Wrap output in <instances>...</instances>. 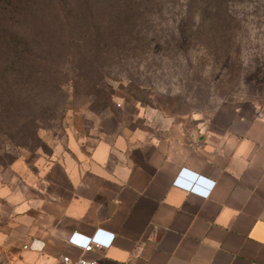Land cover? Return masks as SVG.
I'll return each mask as SVG.
<instances>
[{
    "label": "crops",
    "instance_id": "obj_1",
    "mask_svg": "<svg viewBox=\"0 0 264 264\" xmlns=\"http://www.w3.org/2000/svg\"><path fill=\"white\" fill-rule=\"evenodd\" d=\"M118 103L94 143L71 132L0 181L4 262L264 264V106L190 119Z\"/></svg>",
    "mask_w": 264,
    "mask_h": 264
},
{
    "label": "rangeland",
    "instance_id": "obj_2",
    "mask_svg": "<svg viewBox=\"0 0 264 264\" xmlns=\"http://www.w3.org/2000/svg\"><path fill=\"white\" fill-rule=\"evenodd\" d=\"M73 1L0 0V181L67 150L71 132L94 143L121 96L190 119L264 106V0H133L89 47L91 14Z\"/></svg>",
    "mask_w": 264,
    "mask_h": 264
},
{
    "label": "trees",
    "instance_id": "obj_3",
    "mask_svg": "<svg viewBox=\"0 0 264 264\" xmlns=\"http://www.w3.org/2000/svg\"><path fill=\"white\" fill-rule=\"evenodd\" d=\"M77 1H76L77 4L72 3V7L75 8V6L79 5L77 8L78 17L80 16L79 20H82L86 16H88V14H91L90 19L85 20V21H89L88 26L90 30L88 33L92 34L90 38L86 39L83 43L86 47L99 45L98 39H100L99 37L100 32L103 33L102 22L104 20L107 21L109 26L113 28V27H117V25H119V22H122L123 19L131 20L133 18V15H135V13L138 12V9L136 7H133V3H132L133 0H97V2L95 3L96 5L95 4L90 5L92 1L95 0H77ZM218 2L219 0H217L216 3ZM141 8L143 7L141 6ZM95 14H99L98 18L101 19L100 20L101 25L97 22L96 23L91 22V20L94 19ZM213 15L209 17L210 19H205L207 24L213 25L214 22H216L214 19H212V18H216L213 17ZM105 28L107 29L106 25ZM104 33L108 34L106 31H104ZM82 39L84 40V36Z\"/></svg>",
    "mask_w": 264,
    "mask_h": 264
},
{
    "label": "built area",
    "instance_id": "obj_4",
    "mask_svg": "<svg viewBox=\"0 0 264 264\" xmlns=\"http://www.w3.org/2000/svg\"><path fill=\"white\" fill-rule=\"evenodd\" d=\"M99 244H88L85 246V250L86 251H91L93 250L95 247H99ZM60 264H98L96 261H89L85 258H80V259H72L70 256H64L60 262Z\"/></svg>",
    "mask_w": 264,
    "mask_h": 264
}]
</instances>
